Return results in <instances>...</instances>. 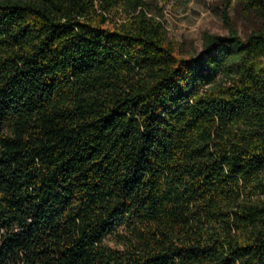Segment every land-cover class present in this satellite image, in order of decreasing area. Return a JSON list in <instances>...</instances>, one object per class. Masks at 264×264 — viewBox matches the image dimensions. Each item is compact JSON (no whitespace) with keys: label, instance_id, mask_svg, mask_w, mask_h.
<instances>
[{"label":"trees","instance_id":"trees-1","mask_svg":"<svg viewBox=\"0 0 264 264\" xmlns=\"http://www.w3.org/2000/svg\"><path fill=\"white\" fill-rule=\"evenodd\" d=\"M221 4L195 54L145 0H0V264H264V0Z\"/></svg>","mask_w":264,"mask_h":264},{"label":"rangeland","instance_id":"rangeland-1","mask_svg":"<svg viewBox=\"0 0 264 264\" xmlns=\"http://www.w3.org/2000/svg\"><path fill=\"white\" fill-rule=\"evenodd\" d=\"M150 15L163 23L169 40L182 45L195 54L201 51V36L204 32L225 35L221 17L222 0H145ZM229 16L234 29L246 37L260 26V20L250 12L243 14V7L233 2ZM264 199V195L260 197ZM110 245H113L108 240Z\"/></svg>","mask_w":264,"mask_h":264}]
</instances>
